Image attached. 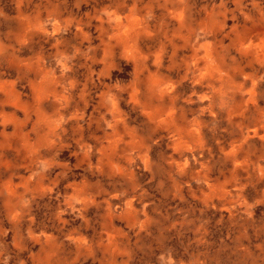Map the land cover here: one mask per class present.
Instances as JSON below:
<instances>
[{
	"label": "rangeland",
	"instance_id": "rangeland-1",
	"mask_svg": "<svg viewBox=\"0 0 264 264\" xmlns=\"http://www.w3.org/2000/svg\"><path fill=\"white\" fill-rule=\"evenodd\" d=\"M0 264H264V0H0Z\"/></svg>",
	"mask_w": 264,
	"mask_h": 264
}]
</instances>
